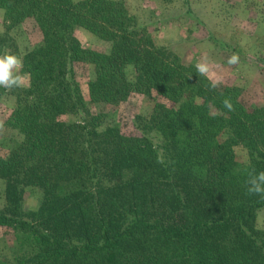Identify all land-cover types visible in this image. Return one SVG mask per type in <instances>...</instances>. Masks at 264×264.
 I'll return each mask as SVG.
<instances>
[{
	"label": "trees",
	"instance_id": "obj_1",
	"mask_svg": "<svg viewBox=\"0 0 264 264\" xmlns=\"http://www.w3.org/2000/svg\"><path fill=\"white\" fill-rule=\"evenodd\" d=\"M0 9V53L21 57L31 74L0 88V98L15 97L4 127L21 137L0 152V227L16 236L10 264H264V199L246 194L234 151L243 147L247 169L264 171V106L245 107L156 46L122 1L0 0ZM26 20L41 41L21 54L9 31ZM76 28L109 51L82 48ZM77 62L94 67L90 103L118 105L131 93L154 101L137 134L89 113ZM67 113L79 121H64ZM29 185L41 191L35 210L23 205Z\"/></svg>",
	"mask_w": 264,
	"mask_h": 264
},
{
	"label": "rangeland",
	"instance_id": "obj_2",
	"mask_svg": "<svg viewBox=\"0 0 264 264\" xmlns=\"http://www.w3.org/2000/svg\"><path fill=\"white\" fill-rule=\"evenodd\" d=\"M117 1H122L129 15L147 27L155 45L168 48L179 63L195 66L207 56L210 73L206 77L212 83L230 89L247 108L264 106V0ZM2 32L3 10L0 9ZM9 35L16 41L21 54L41 41L40 31L32 20L13 27ZM74 37L82 48L106 53L111 46L110 42L100 40L82 28L75 29ZM234 53L239 56V63L229 65L227 60ZM74 71L89 113L102 115L103 127L117 126L125 136H133L137 134L138 122L147 124L154 105L151 98L131 93L118 105L90 103L88 83L94 79V67L77 62ZM125 74L129 81H134L135 71L131 65L126 66ZM14 102V95L7 91L0 98V152L16 146L21 140L17 131L4 127ZM166 105L170 104L166 102ZM62 119L68 123L78 122L79 116L67 113ZM234 151L237 170L244 172L248 167L246 151L241 146H236ZM4 183L0 179V208L4 205ZM40 200L38 187L29 185L25 188L23 205L26 210H35ZM256 226L264 230V207L258 212ZM15 246V234L0 227V263L13 261Z\"/></svg>",
	"mask_w": 264,
	"mask_h": 264
},
{
	"label": "clouds",
	"instance_id": "obj_3",
	"mask_svg": "<svg viewBox=\"0 0 264 264\" xmlns=\"http://www.w3.org/2000/svg\"><path fill=\"white\" fill-rule=\"evenodd\" d=\"M229 65L239 63V56L232 54L227 60ZM196 72L201 76L210 73L209 59L204 56L195 64ZM30 73L23 72V59L8 50L0 53V88L11 90L24 86L30 81ZM215 75V74H213ZM215 87V83L212 85ZM223 106L229 111L233 110L230 99L223 100ZM244 181L246 194L264 199V171H257L254 167L245 170Z\"/></svg>",
	"mask_w": 264,
	"mask_h": 264
}]
</instances>
